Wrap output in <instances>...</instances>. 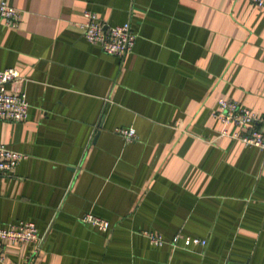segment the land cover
<instances>
[{"label":"crops","instance_id":"0c3cea01","mask_svg":"<svg viewBox=\"0 0 264 264\" xmlns=\"http://www.w3.org/2000/svg\"><path fill=\"white\" fill-rule=\"evenodd\" d=\"M4 88L28 103L0 121L23 155L0 175V227L42 237L4 242L1 264H264V151L219 135L217 99L264 116V11L246 0H3ZM90 12L135 38L123 57L86 42ZM132 128L124 140L114 128ZM228 131L235 130L233 125ZM90 213L105 231L83 223ZM204 245L156 247L141 234Z\"/></svg>","mask_w":264,"mask_h":264},{"label":"built area","instance_id":"2783aa9c","mask_svg":"<svg viewBox=\"0 0 264 264\" xmlns=\"http://www.w3.org/2000/svg\"><path fill=\"white\" fill-rule=\"evenodd\" d=\"M237 1V0H231ZM256 8L264 11V0H246ZM20 11L8 6L0 0V25L9 29H16L20 20ZM83 22L77 24L83 39L91 45L97 46L104 54L123 57L131 52L134 34L129 25L107 26L90 12L83 13ZM14 69L7 67L0 69V121L21 122L27 116L28 103L21 91L9 92L4 85L16 78ZM212 116L220 123L219 135L237 140L246 146H252L264 151V116L255 115L248 108L240 106L232 100L219 98ZM233 125L235 130L228 131L227 126ZM114 133L124 140H131L134 136L132 128H114ZM23 158L17 151L0 144V175L10 172ZM79 220L105 231L108 223L105 219L85 213ZM141 234L152 246L167 244L172 249L180 247L187 249L191 245H204V239L184 236L175 233L169 239H163L152 231H142ZM42 240L33 223L23 220L8 223L0 227V264L4 261V242H28L35 252Z\"/></svg>","mask_w":264,"mask_h":264}]
</instances>
